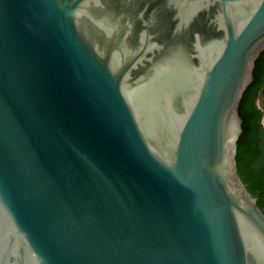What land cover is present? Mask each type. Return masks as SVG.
I'll list each match as a JSON object with an SVG mask.
<instances>
[{
	"label": "water",
	"instance_id": "water-1",
	"mask_svg": "<svg viewBox=\"0 0 264 264\" xmlns=\"http://www.w3.org/2000/svg\"><path fill=\"white\" fill-rule=\"evenodd\" d=\"M263 51L264 0H0V264H264Z\"/></svg>",
	"mask_w": 264,
	"mask_h": 264
},
{
	"label": "trees",
	"instance_id": "trees-1",
	"mask_svg": "<svg viewBox=\"0 0 264 264\" xmlns=\"http://www.w3.org/2000/svg\"><path fill=\"white\" fill-rule=\"evenodd\" d=\"M261 86L264 94V51L256 60L254 79L245 90L239 105L243 131L238 140L236 155L238 172L248 190L259 199L260 207L264 204V160L260 158L256 145L252 142L253 127L245 105L253 90Z\"/></svg>",
	"mask_w": 264,
	"mask_h": 264
},
{
	"label": "flooded vegetation",
	"instance_id": "flooded-vegetation-1",
	"mask_svg": "<svg viewBox=\"0 0 264 264\" xmlns=\"http://www.w3.org/2000/svg\"><path fill=\"white\" fill-rule=\"evenodd\" d=\"M262 89L263 86L253 90L246 102L245 108L253 127L251 132L252 142L256 145L260 158L264 160V108L260 103L261 95H263ZM261 208L264 211V204Z\"/></svg>",
	"mask_w": 264,
	"mask_h": 264
},
{
	"label": "rangeland",
	"instance_id": "rangeland-1",
	"mask_svg": "<svg viewBox=\"0 0 264 264\" xmlns=\"http://www.w3.org/2000/svg\"><path fill=\"white\" fill-rule=\"evenodd\" d=\"M260 103H261V106L264 108V94L261 95Z\"/></svg>",
	"mask_w": 264,
	"mask_h": 264
}]
</instances>
